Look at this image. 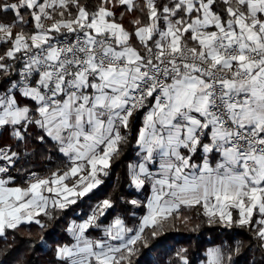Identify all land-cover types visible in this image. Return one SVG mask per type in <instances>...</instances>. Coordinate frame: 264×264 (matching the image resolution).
Instances as JSON below:
<instances>
[{"label":"snow or ice","instance_id":"1","mask_svg":"<svg viewBox=\"0 0 264 264\" xmlns=\"http://www.w3.org/2000/svg\"><path fill=\"white\" fill-rule=\"evenodd\" d=\"M5 131L14 143H0V238L76 205L134 140L129 183L151 194L125 202L146 214L137 227L116 216L91 239L114 207L104 199L66 227L73 243L55 249L61 264H133L146 229L155 236L194 205L209 222L247 226L264 255V0H98L92 10L84 0H0ZM29 144L63 166L47 178L24 169L27 186H14ZM207 256L232 264L220 248Z\"/></svg>","mask_w":264,"mask_h":264},{"label":"trees","instance_id":"2","mask_svg":"<svg viewBox=\"0 0 264 264\" xmlns=\"http://www.w3.org/2000/svg\"><path fill=\"white\" fill-rule=\"evenodd\" d=\"M84 2L89 10H92L98 0ZM115 14L126 28L133 27L129 24L133 19L132 15L122 6H117ZM138 126L137 122L132 136L135 135ZM0 143L10 144L14 141L9 139V133L5 131L0 137ZM46 149L48 146L41 144H29L24 149L25 159L20 160L17 165L21 170L13 172L16 176L14 186H27L24 169H30L37 175L47 178L51 171L63 166L61 158L47 156ZM136 150L137 146L132 140L123 147L121 155L111 161L109 174L103 176L101 184L91 194L81 198L76 205L66 210L55 211L54 218L41 216L40 219L45 226L31 223L24 224L15 231L8 230L5 236L0 238V264H18V261H24L25 264H61L55 249L60 245L73 243L71 234L66 232V227L72 221L84 220L90 214V210L104 199L113 201L114 207L101 219V227L108 225L116 216L123 217L129 227H137L146 209L125 202L131 199L141 201L140 194L129 183L127 175V165L136 161ZM237 215L233 210L234 220ZM100 229L88 234L94 233L92 236L99 237L102 233ZM252 237L253 233L247 226L209 222L199 205L182 206L178 212L167 217L157 235L153 236L151 229L145 230L142 242L137 245L138 252L133 257V264H178L176 254L182 250H186L184 254L188 264H200L206 261L208 250L216 247L226 255L231 252L232 264H253V261L261 264L264 255L257 251Z\"/></svg>","mask_w":264,"mask_h":264},{"label":"rangeland","instance_id":"3","mask_svg":"<svg viewBox=\"0 0 264 264\" xmlns=\"http://www.w3.org/2000/svg\"><path fill=\"white\" fill-rule=\"evenodd\" d=\"M45 23H48L47 21L45 22ZM139 194H140V197H141V201H143L144 199H145V201H146V198L147 197H149L150 196V194L148 195L147 194V192L145 191V192H143V191H139ZM146 214V213H145ZM83 220H81V221H76V222H82ZM73 222V221H72ZM71 222V223H72ZM95 229L96 228H91V229H89L88 231H87V236L89 237V238H91V239H101L102 237H103V227H101V234H100V236L98 237V236H96L95 235V237L94 236H92V234H94L95 232ZM88 232H94V233H92V234H88ZM216 248H218V247H216ZM210 249H212V248H210ZM207 260H208V256H207V259H206V261H204V262H201L200 264H207Z\"/></svg>","mask_w":264,"mask_h":264},{"label":"crops","instance_id":"4","mask_svg":"<svg viewBox=\"0 0 264 264\" xmlns=\"http://www.w3.org/2000/svg\"><path fill=\"white\" fill-rule=\"evenodd\" d=\"M196 163H199L200 161L199 160H197V161H195ZM213 163H214V161H213ZM103 174L101 173L100 175H99V178L101 179V181H102V178H103ZM137 191V190H136ZM147 192V194L149 195V194H151L150 193V190H149V188H145L144 190H143V192ZM138 193H139V191H137Z\"/></svg>","mask_w":264,"mask_h":264}]
</instances>
